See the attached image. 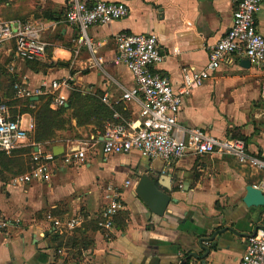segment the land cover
I'll return each mask as SVG.
<instances>
[{"label": "crops", "instance_id": "obj_1", "mask_svg": "<svg viewBox=\"0 0 264 264\" xmlns=\"http://www.w3.org/2000/svg\"><path fill=\"white\" fill-rule=\"evenodd\" d=\"M67 1L0 0V21L26 23L46 43L44 57L34 61L14 58L13 39L0 47V104L8 106L10 117L20 122L29 141L34 143V120L25 108L34 105H25L27 98L14 97V84L36 87L44 80L71 77L70 89L63 90L66 99L76 92L104 106L85 125L70 120L69 130L79 137L68 144L56 138L49 144L0 153V220L8 222L0 229V264H241L248 234L264 226V204L243 202L245 187H258L264 180L258 162L264 160V109L258 101L264 62L256 65L244 55L233 54L183 100L177 115L181 127H201L227 141L243 138L244 155L222 150L203 156L187 152L166 165L135 151L104 157L98 146L80 161L60 160L78 140H101L105 125L112 121L104 113L112 108L101 102L102 94L118 99L122 89L133 85L129 71L113 62L119 32L156 34L164 60L152 69L176 87L182 68H204L208 48L230 29L231 0H108L125 4L128 14L90 26L86 31L90 50L78 43L77 26L66 21ZM256 27L264 35V3ZM34 97L29 99L38 101L41 96ZM113 109L137 126L139 103H120ZM70 113L71 109L65 115ZM53 148L60 154L51 165L49 181L11 184L27 170L32 151ZM150 174L157 179L155 184ZM164 180L169 188L158 184ZM138 184L145 188L146 201L136 192ZM112 190L124 209L114 217L111 236L106 238L97 222ZM159 198L163 200L152 210ZM46 214L59 219L79 215L82 221L71 233L60 234ZM76 240L83 244L74 247Z\"/></svg>", "mask_w": 264, "mask_h": 264}, {"label": "built area", "instance_id": "obj_2", "mask_svg": "<svg viewBox=\"0 0 264 264\" xmlns=\"http://www.w3.org/2000/svg\"><path fill=\"white\" fill-rule=\"evenodd\" d=\"M231 2L234 7L230 29L208 48V60L204 68H182L181 82L176 87L167 76L152 69L164 60L156 34L119 32L115 36L116 53L113 62L123 65L129 71L133 85L122 89L118 99L111 100L107 93L102 94L101 102L112 108V121L105 125L101 140L91 138L76 141L60 155L61 162L71 164L80 161L87 151L98 146L104 157L135 151L148 160L160 159L166 165L175 163L187 152L203 156L222 150L232 155H244L246 142L243 138L227 141L212 136L204 128H187L177 124L183 100L208 80L221 62L233 54L244 55L256 65L264 62V35L256 27V15L264 0ZM127 14L125 4L108 0H97L91 4L81 0H68L65 7L66 21L78 28V43L89 50L92 43L86 31L90 26L107 24L124 18ZM12 39L15 59L34 61L44 57L46 43L36 31L26 23L18 26L13 22L0 21V47ZM72 81L71 77H64L44 80L36 87L14 84V97L46 96L49 98V106L60 107L67 100L63 90L70 89ZM258 101L260 108L264 109V81L260 86ZM128 102L139 103L138 124L135 127L122 120L113 109L115 105ZM26 145L35 146L29 141L20 122L10 117L8 106L1 103L0 152L11 154L15 149ZM56 159L58 156L50 150L32 151L28 169L15 176L11 184L18 186L35 181H49L51 165ZM258 162L264 172V160ZM258 188L264 194V180ZM105 199L97 224L104 236L109 238L114 217L124 209V203L115 190L108 192ZM46 219L60 234L71 233L82 221L79 215L59 219L46 214ZM7 224V220H0V229ZM240 263L264 264V226L257 227L248 234Z\"/></svg>", "mask_w": 264, "mask_h": 264}, {"label": "trees", "instance_id": "obj_3", "mask_svg": "<svg viewBox=\"0 0 264 264\" xmlns=\"http://www.w3.org/2000/svg\"><path fill=\"white\" fill-rule=\"evenodd\" d=\"M66 102L67 107L62 105L52 110L49 108V98L46 96L39 97L38 101L25 99V105H34V108H25V111L30 113L34 120L32 134L34 143H52L57 138L55 131L70 129L71 119L76 120V126H82L91 122L93 116L104 108L100 102H97L91 96H82L76 92H71ZM69 109H71L70 115H65ZM104 113L109 114V118H111L112 112L105 110ZM30 150L31 148H25L24 152H30ZM78 243L83 244V240H76V243H72V245L76 247Z\"/></svg>", "mask_w": 264, "mask_h": 264}, {"label": "water", "instance_id": "obj_4", "mask_svg": "<svg viewBox=\"0 0 264 264\" xmlns=\"http://www.w3.org/2000/svg\"><path fill=\"white\" fill-rule=\"evenodd\" d=\"M248 59L245 60L246 62V65L248 64ZM32 99H37V97H34ZM66 106V105H65ZM52 152L54 154H60L56 151L55 148L52 149ZM148 178L154 182H156V178L153 176V175H148ZM169 181H170V178H169ZM158 182V181H157ZM158 184H161L162 186H164L165 188H169V186L166 184V181L164 180L163 183H161L160 181L158 182ZM153 185V184H152ZM154 188V186H152ZM136 192L137 194L142 198V200L146 201V197L143 195L144 193L143 192H146L145 191V188L141 185V184H138L137 188H136ZM163 199L162 198H159L157 200V202L152 206V210H155L157 204L159 202H161ZM173 201H175V199H172ZM243 202L246 206H257V205H262L264 204V194L261 192V190L258 188V187H255V186H252V185H247L245 187V194H244V197H243Z\"/></svg>", "mask_w": 264, "mask_h": 264}, {"label": "rangeland", "instance_id": "obj_5", "mask_svg": "<svg viewBox=\"0 0 264 264\" xmlns=\"http://www.w3.org/2000/svg\"><path fill=\"white\" fill-rule=\"evenodd\" d=\"M78 137H79V135L75 131L66 130L64 133H62L60 135H57V139L56 140H59L58 142H60V144H68L73 139H76Z\"/></svg>", "mask_w": 264, "mask_h": 264}]
</instances>
